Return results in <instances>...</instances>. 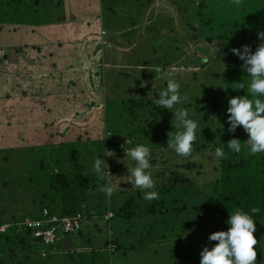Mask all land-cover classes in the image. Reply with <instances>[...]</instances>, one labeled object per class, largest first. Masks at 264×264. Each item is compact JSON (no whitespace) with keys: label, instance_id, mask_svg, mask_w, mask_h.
<instances>
[{"label":"rangeland","instance_id":"rangeland-1","mask_svg":"<svg viewBox=\"0 0 264 264\" xmlns=\"http://www.w3.org/2000/svg\"><path fill=\"white\" fill-rule=\"evenodd\" d=\"M60 28L69 30V41L58 32ZM193 28L192 16L178 0H42L40 4L0 0V221L22 220L50 199L61 207L66 200L76 199L93 216L85 222V236L70 234L77 246L65 249L63 241L56 245L63 254L20 245L16 247L19 257L4 264H200L209 228L195 216L194 207L214 201L219 178L220 159L214 158L219 139V118L214 119L217 101L209 99L208 110L201 113L182 105L202 128L188 157L167 146L177 131L170 110L151 104L133 112L123 102L154 97L166 87L162 76L169 71L187 96L220 90L224 46L197 40ZM75 35L81 42L79 49L72 41ZM50 41H62L68 49L61 66L52 65L58 47L40 46ZM77 51L83 60L74 67L69 62L76 60ZM47 56L52 61H44ZM38 57L46 63L44 73L62 68L83 76L82 119L75 127L73 121L65 122L68 133L63 132V137L58 131L44 137V126L54 131L57 128L50 127L56 118L76 114L70 104L59 105L60 111L52 106L60 95H37L29 88ZM154 65L163 69L161 75L148 70ZM31 123L35 127L30 129ZM140 143L152 151L158 200H144V192L127 181L126 164L133 162L125 150ZM111 152L105 157L110 175L102 181L92 170L94 158ZM56 174L69 177L71 188L62 192L53 187L51 178ZM108 182L115 188L111 199L101 191ZM175 184L177 188L168 189ZM106 210L114 218L107 226L101 217ZM116 210L137 213L127 218L116 216ZM67 237L61 235L59 240ZM112 237L120 246L105 247Z\"/></svg>","mask_w":264,"mask_h":264},{"label":"trees","instance_id":"trees-1","mask_svg":"<svg viewBox=\"0 0 264 264\" xmlns=\"http://www.w3.org/2000/svg\"><path fill=\"white\" fill-rule=\"evenodd\" d=\"M17 1L19 0H12V2ZM41 1L37 0L39 4ZM137 1L140 2V0ZM178 1L180 8L186 11L188 16L190 14L194 20V28L192 30L195 38L197 40L222 43L225 50L224 60L222 61L224 71H222L221 75L219 74L220 90L213 95L205 93L202 95H189L190 102L185 105L187 108H195L201 113L208 110L207 102H209V99L212 98L217 101L214 103V112L216 113V115L214 114V119L216 120L215 117L219 118L216 123L218 125L217 133L219 134V139L215 148L223 146L226 152V158L219 160V178L215 183L214 201L208 205H195L194 213L196 217L204 221L203 224L205 226H208L209 231L207 236L209 238V235L215 231L228 229L229 225L226 221L229 219L230 213H233L237 208H242L245 211L259 208V213L253 217L256 219L255 223L257 227L254 233L257 239L255 247L257 248V264H264V153L250 155L247 149H243L237 154L227 149V142L229 140L238 138L243 143L248 138V133H246L242 126L238 127L235 132L228 130L227 108L229 107L230 98L246 94L251 80L242 68L243 61L233 54L232 49L238 48L242 50L243 46L248 45L254 52L262 43L258 34L264 31V0H239V3H236V0ZM133 23L136 22L134 21ZM198 63L199 61L194 62V66ZM180 66L183 67L181 64ZM187 66L189 67V65ZM240 83H244L245 89H233L237 88ZM182 91V94L187 95L184 89ZM154 97H158V92H155ZM154 97L130 98L123 102L125 105H129L130 109L134 112L136 109L151 105ZM78 117L82 119L81 114ZM51 180L56 183L53 187H57L62 192L67 191L72 186L70 178L63 174H56ZM174 188H177L176 184L168 189L172 190ZM132 201L128 202L131 206ZM44 207H48L52 212L62 215H77L81 213L84 217L83 226L76 234L78 236H85V222L93 219L90 212L87 215V212L77 205L76 199L72 202L66 200V204H63L62 207L61 205L56 206L55 200H47V202H43L39 212L27 216L22 220L16 219L14 222H11L14 223L11 228L5 232H0V264H4L6 259L18 258L19 253L16 252V247L20 245L24 248L28 247L32 250H39L40 244L33 238L31 230L15 224L23 222L29 217H39ZM108 212L109 210H106L103 213L105 215L101 216L105 223H107L105 224L106 226L110 224V220L114 219L106 215ZM136 213L115 211L116 216L127 215V218L134 217ZM1 224H5V222L0 221ZM61 235L66 236L67 234H60L59 237ZM208 238L204 247H212L217 243L209 241ZM86 241L92 243L91 238H88ZM111 244H119L120 246V243L113 238L106 241L105 247Z\"/></svg>","mask_w":264,"mask_h":264},{"label":"clouds","instance_id":"clouds-1","mask_svg":"<svg viewBox=\"0 0 264 264\" xmlns=\"http://www.w3.org/2000/svg\"><path fill=\"white\" fill-rule=\"evenodd\" d=\"M239 3V0H236ZM259 38L262 43L253 52L248 45L243 49L233 48L232 52L243 61L242 68L251 78L246 94L235 96L229 99L227 108V120L229 131L242 126L248 133L246 141L233 138L227 142V149L230 152L239 154L243 149H247L250 155L264 153V31L260 32ZM155 72L156 76L161 75L163 69L159 65L148 68ZM166 81V87L158 92V97H154L152 104L158 105L162 109L170 110L174 114L175 128L177 131L167 142V146L176 154L188 157L193 152V145L197 141V133L202 128L198 119L193 118L192 113L182 105L190 102L189 97L181 93V83L172 71L162 76ZM153 84V89H155ZM235 90L245 89L244 83H240ZM180 105L181 107H177ZM126 144L131 145L132 141L127 139ZM126 152V157L133 163L126 164L129 175L127 181L137 189L144 192L143 199L146 201L158 200L159 193L156 189V181L152 172V151L147 144H136ZM113 152L97 155L92 165L93 172L100 180H105L110 175L105 169L108 167L105 157L112 156ZM217 160L226 158L223 146L217 147L214 152ZM105 195L111 199L115 188L110 182L101 189ZM259 208H252L245 211L237 208L230 213L226 223L227 230L215 231L209 235V241L217 243L212 247L205 246L200 253V264H257V239L254 233L257 230L254 215L258 214Z\"/></svg>","mask_w":264,"mask_h":264},{"label":"crops","instance_id":"crops-1","mask_svg":"<svg viewBox=\"0 0 264 264\" xmlns=\"http://www.w3.org/2000/svg\"><path fill=\"white\" fill-rule=\"evenodd\" d=\"M64 30H67V32H63ZM61 31H62V34L64 35V37L67 41H69L68 39L72 38L71 36L70 37L68 36L70 34V32L67 28L66 29L60 28V31H58V32H61ZM78 32L79 31H76V33H78ZM75 36L76 37H73V40L72 39L71 40L74 42L73 44H75L76 48L79 49L81 42L76 41L75 39H77L78 37H77V35H75ZM43 44L47 47L55 46V47L59 48L58 49V58L55 61H52V57H48V56H47V58L46 57L44 58V61H47V59H48V60L52 61L53 66L56 62L58 64V66H61V64H63L62 59L68 55V49L66 47H64L65 46L64 42H62V41H50L48 43H42V45H40V46L42 47ZM71 48L74 49V47H72V46H71ZM73 51H71V53H73ZM79 58L80 57H78V51H77L76 57H75L76 60L75 61L70 60L69 65L71 62L74 65V67L78 63L81 64V61L83 59H79ZM34 62L35 63H33V64L36 67L33 69V73L30 75L29 81L32 84H29V88L32 91H34L35 94H37V95H41L43 93L46 94L47 96H50V97L53 95H56V96L60 95V97H58L60 99V101L55 99L54 102L52 103V106L56 107V110H57L59 105H60L59 107H63L62 106L63 103H64L65 107H69V104H70L71 108H72L71 109L72 112L76 114L74 117H71V118H69L68 115H65L64 117H63V115H61L60 117L56 118L55 121L53 123H51V127H50V129L51 128H57L54 131L48 130L47 126H44V128H43V129H45L44 131H42L43 132L42 134L44 135V137L46 134L48 136H51L56 131H58L57 134L60 133V135L62 136L63 132H65V131L67 132V128H65V126H66L65 122H68L71 120V121H73L72 127L74 126L75 123L78 125V121L80 120V118L78 116H79V114H82L83 110L85 109V103H86L85 94H84L85 92H84L83 87H82L83 76H79V74H76L74 72L68 74L67 71H65V72L62 71V68H59V72H51V74L46 73V72L44 73V70H42V68H43L42 66H44L46 63L43 62V60L40 59L39 57H38V60H35ZM65 62L67 63V60H65ZM16 89H18V88H16ZM62 95H64V97H65L64 98L65 102L62 101ZM57 111H60V110H57ZM29 126H30V129L35 127V125L32 123L29 124ZM34 130H36V128ZM33 132L29 134L31 136V138H32ZM49 132H51V133H49ZM62 241H63L62 247H65V249H67L71 246L74 247L73 245L77 246L79 244V243L75 242V236L71 237L69 235L67 238H65L63 240L58 239V242L55 244V246L54 245L53 246H46V245H42V244L38 243L37 241L36 242L38 244H40L39 250H42V251L45 250V252L46 253L48 252V254L49 253L50 254H57V253L63 254L64 250L62 251V250H60V248H58L59 250L56 249V245L57 244L59 245V242L61 243ZM42 253H44V252H42Z\"/></svg>","mask_w":264,"mask_h":264},{"label":"built area","instance_id":"built-area-1","mask_svg":"<svg viewBox=\"0 0 264 264\" xmlns=\"http://www.w3.org/2000/svg\"><path fill=\"white\" fill-rule=\"evenodd\" d=\"M83 215H62L44 207L39 217H29L16 223L19 227L31 230L33 238L40 244L53 246L58 242L60 234H77L82 229ZM14 223L0 225V232H5Z\"/></svg>","mask_w":264,"mask_h":264}]
</instances>
